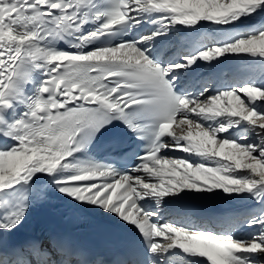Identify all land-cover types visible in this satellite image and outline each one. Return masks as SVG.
Returning <instances> with one entry per match:
<instances>
[{
    "label": "snow or ice",
    "instance_id": "1",
    "mask_svg": "<svg viewBox=\"0 0 264 264\" xmlns=\"http://www.w3.org/2000/svg\"><path fill=\"white\" fill-rule=\"evenodd\" d=\"M0 264H264V0H0Z\"/></svg>",
    "mask_w": 264,
    "mask_h": 264
},
{
    "label": "bare ground",
    "instance_id": "2",
    "mask_svg": "<svg viewBox=\"0 0 264 264\" xmlns=\"http://www.w3.org/2000/svg\"><path fill=\"white\" fill-rule=\"evenodd\" d=\"M196 207L203 208L209 211H221L233 206V204L223 200V199H214L209 201H194ZM53 206H44L41 208L33 209L29 221L34 224L29 225V235H35L36 230H40L44 227V224H48L50 219H62L58 216L57 211ZM33 220V222L31 221ZM45 225V226H46ZM27 231V230H26ZM25 235V233H23Z\"/></svg>",
    "mask_w": 264,
    "mask_h": 264
}]
</instances>
